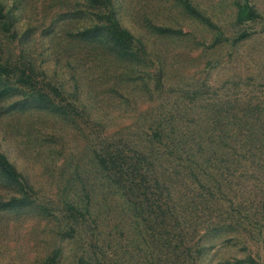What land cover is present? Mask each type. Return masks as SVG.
Returning <instances> with one entry per match:
<instances>
[{
  "label": "rangeland",
  "instance_id": "rangeland-1",
  "mask_svg": "<svg viewBox=\"0 0 264 264\" xmlns=\"http://www.w3.org/2000/svg\"><path fill=\"white\" fill-rule=\"evenodd\" d=\"M188 1L213 26L182 0H111L144 47L127 59L80 35L96 23L86 0H0L2 62L73 110L0 97V152L32 200L1 206L18 189L0 176V264H264V0L242 25L238 0ZM159 128L185 133L198 166L169 157ZM102 152L148 157L146 202L110 182Z\"/></svg>",
  "mask_w": 264,
  "mask_h": 264
},
{
  "label": "trees",
  "instance_id": "trees-1",
  "mask_svg": "<svg viewBox=\"0 0 264 264\" xmlns=\"http://www.w3.org/2000/svg\"><path fill=\"white\" fill-rule=\"evenodd\" d=\"M91 9V16L95 19L96 23L80 32L83 38H97L104 37L108 39L111 47L115 50L116 54L121 58L135 59L139 58L142 54L144 47L142 43L133 36L128 30L123 28L118 19L116 18L111 0H86ZM183 8L190 13L198 17L209 26H213L209 20L204 17L188 0H182ZM236 6V23L238 25L245 24L247 22H255L261 18V15L256 9L248 2V0H238ZM5 15L2 12V6L0 4V22L4 21ZM10 24L8 22H2V29L4 31L9 30ZM247 33H241L237 39L246 37ZM218 38V42H219ZM49 92L40 90L37 87V83L33 78L32 72H25L22 70L19 76L15 74L9 66H6L0 57V97H18V99L24 100L22 103L28 101L41 106H51L56 108L60 113L64 115L73 114V110H70V106H65L62 103L67 101L62 92L53 87L48 86ZM54 97V98H52ZM55 100L57 101L55 104ZM165 129L159 128L155 133L157 139L156 143L160 142L166 149H168V156L181 161H192V164L198 166V162L194 154L185 149L186 141L184 134L178 136H171L167 134ZM174 130H171V133ZM186 137V136H185ZM164 139L167 142H164ZM214 140H211L213 142ZM225 145V144H224ZM139 158L127 160L120 157L118 153H96V160L102 170L109 176L110 182L123 191V196L131 201L132 197L137 199L143 197L141 202H146V192L144 191V183L146 182V174L144 173L145 167L142 166L143 162L148 160V157L141 153ZM183 155L185 157L183 158ZM182 166V164H180ZM183 167V166H182ZM203 169V168H202ZM204 170V169H203ZM205 171V170H204ZM0 176L4 181L10 185L16 186L18 194L11 196L6 202H1V206L6 208H17L28 206L32 203L31 198L28 195L27 190H31L21 174L17 171L12 163L7 159L5 155L0 152ZM193 181L202 183L196 174H193ZM132 204L134 203L131 201ZM158 203V201H156ZM71 210H74L70 206ZM159 210V205L156 207ZM156 216H160V212H155ZM164 213V212H163ZM58 252L53 253V256L48 260L47 264H55V259Z\"/></svg>",
  "mask_w": 264,
  "mask_h": 264
}]
</instances>
